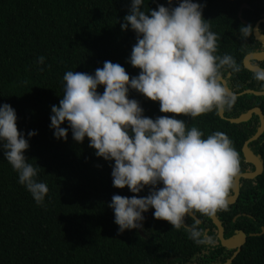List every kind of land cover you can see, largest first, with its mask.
I'll return each instance as SVG.
<instances>
[{"label":"trees","instance_id":"trees-1","mask_svg":"<svg viewBox=\"0 0 264 264\" xmlns=\"http://www.w3.org/2000/svg\"><path fill=\"white\" fill-rule=\"evenodd\" d=\"M193 2L203 6V18L218 36L217 54L231 55L240 67L239 72H225L228 88L236 94L264 91L255 72L243 66L245 56L264 51L253 35V27L264 18V0ZM158 5L168 7V0H144L141 10H158ZM130 6L131 0H0V105L7 103L16 111L18 131L29 143L26 160L38 167L37 179L48 187L43 204L37 205L0 149V264H223L234 253L221 246L211 219L199 213L186 223L212 236L215 247L197 245L184 229L155 219L154 209L143 214V236L138 229L119 233L108 207L112 197H146L149 188L133 194L127 187H114V161L97 157L87 137L76 142L67 122L61 125L68 130L66 141L55 138L50 128L51 108L63 97L67 71L94 75L109 61L121 65L130 79L139 75L140 69L128 62L136 33L130 26L121 28ZM171 6L178 3L174 0ZM242 26L252 27L246 40L241 39ZM259 31L264 36V23ZM39 57L45 58L43 64ZM251 64L264 68V60ZM97 91L102 94L103 86ZM128 98L137 100L148 118L173 115L161 113L159 102L136 90ZM255 107L264 114V96L245 94L224 111L225 119L215 111L195 119L176 118L184 119L188 128L197 127L204 138L225 133L239 153L240 173L253 172L242 147L257 132L259 118L253 115L240 124L227 119ZM31 131L37 134L29 138ZM248 148L262 161L263 172L240 179L237 201L216 215L226 240L239 231L247 237L231 264H264V133Z\"/></svg>","mask_w":264,"mask_h":264},{"label":"clouds","instance_id":"clouds-1","mask_svg":"<svg viewBox=\"0 0 264 264\" xmlns=\"http://www.w3.org/2000/svg\"><path fill=\"white\" fill-rule=\"evenodd\" d=\"M173 2L146 12L141 10L144 0H131L121 28L130 26L136 33L128 62L140 69L139 75L130 79L121 65L109 61L94 75L67 71L63 97L51 108L50 128L55 138L66 141L68 130L61 125L67 122L76 142L87 137L97 157L114 161V187H127L133 194L149 188L146 197H112L108 207L119 233L143 229V214L154 209L155 219L184 229L197 245L215 247L212 236L195 224L189 227L186 219L193 213L213 218L228 210L241 171L239 153L225 133L204 138L201 130L176 117L230 111L238 96L225 87L224 74L240 67L231 55L217 54L218 36L203 18L201 4L175 0L178 6L172 7ZM239 32L246 40L252 27L242 26ZM44 59L39 57L38 63ZM254 79L264 84V68ZM98 86H103L102 94ZM130 90L159 102L161 113L173 115L146 117L138 101L128 98ZM36 134L31 131L28 137ZM28 148L17 128L16 111L7 103L0 105V149L19 183L42 205L48 187L37 179L38 167L26 160Z\"/></svg>","mask_w":264,"mask_h":264},{"label":"water","instance_id":"water-1","mask_svg":"<svg viewBox=\"0 0 264 264\" xmlns=\"http://www.w3.org/2000/svg\"><path fill=\"white\" fill-rule=\"evenodd\" d=\"M244 7H246V6H243V8ZM238 16H239V18H241L240 17L241 16V10L239 11ZM241 21H242V23H246L243 19H241ZM262 23H264V18L259 20L255 24V26L253 27V35H254V38L264 46V36L259 31V25ZM263 60H264V51L261 53H257V54H249V55L244 57L243 66H244V68H246L247 70H249L251 72H256L258 69H260V67L256 66V65H252L251 62L252 61H263ZM224 83H225V87L228 88L225 80H224ZM245 94H253L255 96H264V91L255 92V91H251V90H245V91L237 94V96L240 97V96L245 95ZM253 115L258 116L260 126H259L257 132L254 134V136H252L250 139H248L243 144L242 154L244 156V159L254 167V171L253 172L240 173V175L236 179V186H235V189L233 190V195L230 197L229 204H234L239 197L240 179H242V178L254 179L255 177H258L263 172L262 161L260 160V158L258 156H254L253 153L248 148V145L250 143L256 141L264 133V114L261 111V109H259L258 107H255V108L250 109L246 113L240 115L238 118L227 119V120L232 124H240V123L248 122ZM218 116L221 119H225L224 118V111L218 113ZM191 217L196 219L193 216V214L191 215ZM210 219H211L213 225L217 229V237H218V240H219L221 246L224 248H227V249H234L235 250L234 253L232 254V256L225 263H223V264H231L232 261L236 258V256L241 251L243 245L246 243L247 237L242 231H239V232H237L236 236L226 240L224 238L223 227L221 226V223L219 222L217 217L215 216V217L210 218ZM138 232L140 235L143 236L140 229H138Z\"/></svg>","mask_w":264,"mask_h":264}]
</instances>
